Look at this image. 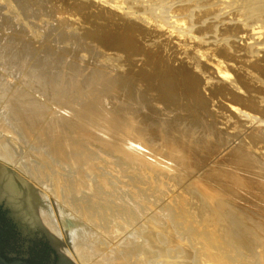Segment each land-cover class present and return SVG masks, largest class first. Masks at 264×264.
<instances>
[{
	"label": "bare ground",
	"instance_id": "6f19581e",
	"mask_svg": "<svg viewBox=\"0 0 264 264\" xmlns=\"http://www.w3.org/2000/svg\"><path fill=\"white\" fill-rule=\"evenodd\" d=\"M15 54L0 57L1 69H17L10 81L0 74V167L38 191L49 208L47 214L38 207L39 221L63 245L60 222L70 220L67 255L78 264H248L229 245L239 229L244 240L263 247L258 264H264V222L235 215L234 228L222 212L229 182L258 189L264 201V166L252 155L236 148L224 157L247 176L208 168L194 179L191 189L210 214L196 219L183 196L166 201L165 190L177 179L170 173L177 164L190 169L196 156L208 163L213 144L195 142L177 131L175 119L156 114V138L148 139L128 104L131 96L119 101L120 81L69 71L58 61L25 65Z\"/></svg>",
	"mask_w": 264,
	"mask_h": 264
},
{
	"label": "rangeland",
	"instance_id": "374dc122",
	"mask_svg": "<svg viewBox=\"0 0 264 264\" xmlns=\"http://www.w3.org/2000/svg\"><path fill=\"white\" fill-rule=\"evenodd\" d=\"M254 26L261 32L253 33ZM13 53L25 65L58 61L69 71L120 81L119 101L131 96L128 104L148 139L156 138L152 120L159 117L175 119L177 131L195 142L213 144L208 163L196 156L190 169L177 164L181 171L170 172L177 179L165 190L166 201L183 196L196 219L210 217L191 189L206 169L249 175L224 161L236 148L264 166V0H0V57ZM16 70L6 64L0 74L10 81ZM228 185V193L222 189L226 222L235 228L241 214L247 223L264 222L260 191ZM237 230L230 237L233 254L258 264L263 247Z\"/></svg>",
	"mask_w": 264,
	"mask_h": 264
},
{
	"label": "water",
	"instance_id": "95a60500",
	"mask_svg": "<svg viewBox=\"0 0 264 264\" xmlns=\"http://www.w3.org/2000/svg\"><path fill=\"white\" fill-rule=\"evenodd\" d=\"M38 207L49 214L48 205L39 197L38 191L32 190L27 181L15 176L10 170L0 167V210L6 212L8 219L26 241L41 240V243L48 247V249L39 248L31 257L45 259L49 255L48 250H51L52 259L47 264H72L64 255V250H70L74 229L70 220L60 222L62 231L66 235L65 245H63L54 236L48 234L40 224ZM8 243V247L13 251L22 246L13 238H10ZM0 264L39 263L21 259L7 260L0 254Z\"/></svg>",
	"mask_w": 264,
	"mask_h": 264
},
{
	"label": "flooded vegetation",
	"instance_id": "af4514ba",
	"mask_svg": "<svg viewBox=\"0 0 264 264\" xmlns=\"http://www.w3.org/2000/svg\"><path fill=\"white\" fill-rule=\"evenodd\" d=\"M10 238L16 239L23 247L21 246L16 251H13L8 247V240ZM27 242L28 241L22 237V235L14 227L13 223L8 219L6 212L4 210H0V254L7 260L21 259L27 262L39 264H47L51 261V250H48L49 255L45 259H34L31 257L33 252L41 247L48 249L45 244L41 243V240Z\"/></svg>",
	"mask_w": 264,
	"mask_h": 264
}]
</instances>
